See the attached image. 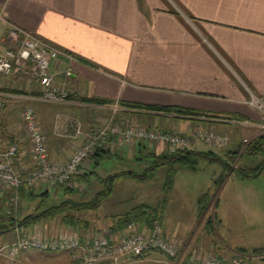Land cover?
<instances>
[{
	"label": "crops",
	"instance_id": "0c3cea01",
	"mask_svg": "<svg viewBox=\"0 0 264 264\" xmlns=\"http://www.w3.org/2000/svg\"><path fill=\"white\" fill-rule=\"evenodd\" d=\"M0 10L9 23L65 53L51 59L49 68L57 85L70 94L67 102H48L40 97L38 85L17 70L7 77L0 75V92L7 95L0 115V137L18 144L17 168L32 165L29 139L21 118L25 107L34 109L46 137L48 156L53 161H66L94 129L116 124L154 127L180 135H189L195 128L212 130L225 134L227 143L213 147L197 142L193 149L202 152L206 148L217 149L220 151L214 152L224 159L238 150L239 161L244 155L249 159L240 166L258 163L262 151L255 157L244 152L242 138L253 130L261 131L260 125L264 124L263 115L247 103L251 94L264 96V0H0ZM4 33L5 24H1L0 50ZM67 69L71 70L69 76L65 74ZM129 104L180 108L197 114L156 111ZM75 117L80 121L79 134L65 122L66 118ZM165 151L161 145L144 147L133 143L113 148L105 142L90 157L80 172L85 179L81 177L79 181L89 184L96 176L105 178L96 173L99 166L96 162L103 158L127 156L140 161L157 158ZM175 166L186 168L173 166L166 193L172 189ZM121 173L127 175L115 179L111 193L103 200L110 199L118 186L131 185L148 175L139 179L132 170ZM223 173L221 164L217 178ZM113 175L119 173L110 176ZM232 176L238 177L230 171L225 175L226 179ZM214 177L216 174L211 179ZM6 193L20 198L18 190H6L0 197ZM138 205L148 207L168 235L167 226L162 224L161 203L157 206L137 203L120 215ZM117 216H106L104 224L115 228ZM75 223L84 229L91 226L79 219ZM36 227L17 226L15 240ZM197 231L180 234L178 238L181 264L196 251L218 256L207 240H199ZM45 232L42 234L47 236ZM234 252L228 250L218 257L227 260ZM22 253L25 252L19 254Z\"/></svg>",
	"mask_w": 264,
	"mask_h": 264
},
{
	"label": "built area",
	"instance_id": "2783aa9c",
	"mask_svg": "<svg viewBox=\"0 0 264 264\" xmlns=\"http://www.w3.org/2000/svg\"><path fill=\"white\" fill-rule=\"evenodd\" d=\"M0 24H5V33L1 38L3 49L0 50V75L7 77L17 70L38 85L43 100L52 103L69 101V92L57 85L49 68L51 59L65 53L9 23L1 10ZM65 74L71 75V70L67 69ZM6 97V94L0 92V115L5 107ZM247 103L264 117V96L251 94ZM21 118L29 139L32 165L27 169L17 168L15 159L18 144L9 139L3 141L0 137V194L6 190L17 191L21 187H75V176L82 171L96 148L105 142H109L113 148L133 143L145 146L161 145L167 152L174 153L193 149L197 142L222 147L228 140L225 134L202 128H195L189 135H180L175 131H161L154 127L107 124L91 131L66 161L58 162L48 156L46 137L39 128L34 109L23 108ZM75 127V134H79L80 124L77 123ZM260 130L264 132V124L260 125ZM242 142L245 144L247 140L243 139ZM178 244L173 237L165 235L159 219L152 216L144 222L130 220L123 229L103 226L101 230L84 234L70 230L42 236L38 230L25 231L13 242L0 247V256L13 259L21 252L36 250L67 253L75 264H122L127 260H145L152 253H161L174 260L172 264H181L180 260L176 259L179 256ZM240 262L241 260L236 258L225 260L199 252L190 254L185 264Z\"/></svg>",
	"mask_w": 264,
	"mask_h": 264
},
{
	"label": "rangeland",
	"instance_id": "374dc122",
	"mask_svg": "<svg viewBox=\"0 0 264 264\" xmlns=\"http://www.w3.org/2000/svg\"><path fill=\"white\" fill-rule=\"evenodd\" d=\"M65 122L73 130L76 128V124L80 123L76 117L70 120L66 118ZM263 134L264 132L253 130L243 136L242 140L246 139V143H249ZM242 146L245 147L246 145L242 142ZM146 150H150V148L147 147ZM205 150L208 151L209 149L206 148ZM214 151L219 152L220 150L215 149ZM261 151L262 154L257 158L256 163L264 160V144ZM248 160L244 155L242 160L232 162V167L242 163L246 164ZM220 166V162L213 161L204 155L198 156L195 171L175 166L176 174L173 177L172 189L169 193H166L167 187H169V183L166 181V173L169 169L167 163H161L154 156L140 159V161L127 156L103 158L96 169L99 176L108 177L111 174L132 170L138 175L137 178L142 179L144 175L148 174L147 178L138 180L131 185L118 186L117 191L109 197L110 199L103 200L96 209L72 212L71 215L74 218L89 222L91 226L86 229L75 225L65 226L66 224L63 222L61 215L55 216L51 220H40L34 224L38 226L36 230L40 234L44 231H47L45 233L50 235L69 232L70 230H75L81 234H84V232L91 233L101 230L103 226H108L104 224L107 223L104 218L110 214L120 215V213L137 203H147L151 206H157L161 203L164 207L162 224L167 226V234L173 237L177 243H179L180 234H191L197 231L200 226L196 232L197 237L200 241L207 240L210 243V249L214 250L218 256L232 250L235 252L227 260L236 258L241 260L240 264H264V260H261L258 256L250 257L237 253L240 248H245L248 251L255 248H264V172L250 179H242L236 176L226 179L224 176L222 181H219L217 173ZM154 168L155 170L152 171ZM214 174H216V177L211 179ZM96 177L89 184L74 179L75 187L73 188L75 192L71 196L76 200L91 199L97 191L104 188L103 183L98 179L100 177ZM43 190H45V187L35 189V192ZM203 193L207 194L206 197L199 200ZM165 199L166 201H163ZM37 200L15 199L13 194L6 193L5 196L0 197V207L3 206L2 210L5 213H15L17 218H21L25 212H33ZM53 200L58 201L59 198L53 195ZM2 210H0V213L3 212ZM41 229H44V231ZM42 236L46 235L42 234ZM13 239L15 240L14 230L1 232L0 247ZM194 253H199V251ZM204 253L209 254L202 251V254ZM179 258L180 255L176 258L177 261ZM172 262L174 263V260H169L161 253H152L148 259L127 260L122 264H172ZM0 264L75 263L67 253H44L30 250L17 255L13 259L0 256Z\"/></svg>",
	"mask_w": 264,
	"mask_h": 264
},
{
	"label": "trees",
	"instance_id": "16d2710c",
	"mask_svg": "<svg viewBox=\"0 0 264 264\" xmlns=\"http://www.w3.org/2000/svg\"><path fill=\"white\" fill-rule=\"evenodd\" d=\"M131 107L137 108H148L156 111H176L179 113L186 114H197L193 111H184L180 108H172V107H162V106H143L141 104H129ZM264 144V134L259 135L249 143H245V151L250 153L253 157L257 156L263 149ZM144 147L145 145L142 144ZM96 148V150H98ZM93 152V154L96 152ZM110 152L109 150L107 151ZM239 151L232 153L231 157L228 159L222 158V156L218 155L212 150H208L207 152L197 151L195 149H184L179 150L174 153H169L167 151L164 154L158 155L157 159L161 161V163H167L169 166L167 173V182L172 180L173 176V166L181 165L189 169H196L197 158L198 156H207L209 159L213 161H218L223 165L224 173L219 177V181H222L223 177L227 172H232L240 178L250 179L258 176L260 173L264 172V160L259 161L255 166H240L236 165L232 167V162L239 160L237 159V154ZM93 154L90 156L93 158ZM96 164H100L96 162ZM80 174V173H79ZM77 174L74 179L84 178V175ZM79 175V176H78ZM90 175V174H89ZM88 175V176H89ZM123 175H127L125 173H119V175L108 176L105 178H100L101 182L104 185V188L99 192H96L94 196L89 200H76L71 195L75 192L73 187L67 186H55L52 188H45V190L41 192H35L36 188H26L21 187L18 189L19 197L21 199L29 200H37V204L33 210V212L24 215L21 218H17L15 213H0V233L7 232L9 230H14L17 226L20 227H28L31 224H34L40 220L47 219L51 220L55 216H62V220L65 224L75 225L76 218L71 215L72 212H78L83 210H92L96 209L102 203L103 199L108 197L112 191V186L118 177ZM87 176V175H86ZM53 195H56L59 200H53ZM60 195V196H59ZM206 193L202 196L205 198ZM201 198V199H202ZM148 207L143 205L134 206L129 211L117 216L118 224L112 229H117L123 227L126 222L130 220H136L139 222L148 221L152 216L150 214V210L148 211ZM80 221V220H79ZM238 254L247 255V256H258L261 260H264V248H255L251 251H248L245 248H240L237 250Z\"/></svg>",
	"mask_w": 264,
	"mask_h": 264
}]
</instances>
